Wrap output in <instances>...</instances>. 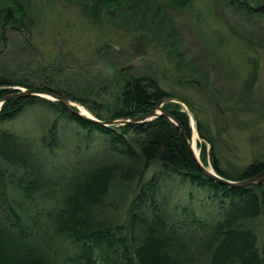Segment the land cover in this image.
<instances>
[{"label":"trees","instance_id":"trees-1","mask_svg":"<svg viewBox=\"0 0 264 264\" xmlns=\"http://www.w3.org/2000/svg\"><path fill=\"white\" fill-rule=\"evenodd\" d=\"M147 1L95 0L85 7L98 21L112 4L135 10ZM258 1L249 14L264 16V0ZM31 4L14 0L5 6L4 22L30 33ZM254 38L262 46L260 37ZM253 63L252 80L259 71L258 60ZM124 77V111L113 118L144 115L165 99L163 109L189 137L188 114L167 102L190 106L184 96L162 88L156 75ZM11 85L0 78V98L17 91ZM27 86L72 98L45 85ZM244 90L236 98L227 88L201 95L223 121L235 117L243 129L248 121L241 124V117L250 118L252 109L254 123L264 116L263 99L253 96L252 85ZM34 106L53 115L39 136L6 126ZM60 126L64 136L57 132ZM197 130L210 146V163L219 176L236 181L264 169V153L239 167L222 163L214 140L199 123ZM0 264H264V182L234 187L206 177L168 117L106 127L57 100L10 98L0 108Z\"/></svg>","mask_w":264,"mask_h":264},{"label":"rangeland","instance_id":"rangeland-1","mask_svg":"<svg viewBox=\"0 0 264 264\" xmlns=\"http://www.w3.org/2000/svg\"><path fill=\"white\" fill-rule=\"evenodd\" d=\"M13 1L0 0V78L13 81L9 87L60 90L72 97L71 107L80 111L79 104L92 117L96 112L108 121L124 111V76L156 75L162 88L190 103L167 100L188 114L187 138L203 166L216 173L198 123L214 140V153L222 163L228 160L239 167L264 153V116L254 123L252 109L250 118L241 117V124L248 123L240 129L235 117L226 123L201 95L204 90L227 88V95L236 98L248 84L253 96L264 101V16L251 12L260 1L232 5L227 0H148L135 10L112 4L97 21L90 12L95 0H32L30 33L22 25L4 22L5 6ZM256 60L259 71L252 80ZM52 120L50 111L34 106L6 126L36 137ZM60 128L57 132L64 136ZM203 147L206 162L201 159ZM124 215L120 213L121 223Z\"/></svg>","mask_w":264,"mask_h":264},{"label":"water","instance_id":"water-1","mask_svg":"<svg viewBox=\"0 0 264 264\" xmlns=\"http://www.w3.org/2000/svg\"><path fill=\"white\" fill-rule=\"evenodd\" d=\"M17 91L13 92L11 94H8L6 96H3L2 98H0V106L2 105V103L10 98H21V97H28V96H39L48 100H57L59 102H61L65 107H67L70 111H72L73 113L77 114L79 117L99 124L101 126H106V125H121V124H125V123H136V122H144V121H150L155 117L158 116H164V117H168V119H170V121H172L175 125H177L182 133V136L185 140V143L188 147V150L193 158V160L195 161V163L197 164V166L199 167L200 171L208 178L210 179H214L222 184L228 185V186H234V187H238V186H248L251 184H260L264 182V169L258 173L257 175L247 178V179H241V180H230V179H226L224 177L219 176L218 174H216L214 171L208 169L207 167L203 166V164L198 160L197 156L193 153L191 146H190V141L187 138L183 128L177 123L176 119L172 116L171 113H169L168 111L164 110L162 108V104L165 103V99H160L158 102L155 103L153 109H151L149 112H147L144 115H140V116H128V117H120L118 119H110V120H100L98 118L92 117L90 114L86 115L84 113H82L81 111L74 109L73 107L70 106V102L67 98L58 95L56 93H53L51 91L48 90H44V89H34V88H25L22 89L21 87H16L15 88ZM76 108H78V106L76 105Z\"/></svg>","mask_w":264,"mask_h":264},{"label":"bare ground","instance_id":"bare-ground-1","mask_svg":"<svg viewBox=\"0 0 264 264\" xmlns=\"http://www.w3.org/2000/svg\"><path fill=\"white\" fill-rule=\"evenodd\" d=\"M46 90V89H45ZM185 101V100H184ZM184 105V104H183ZM78 106H79V109H80V111L82 112V113H85V114H87V115H89V113H88V111H86L83 107H81L79 104H78ZM164 107V106H163ZM193 137H195L196 138V134L194 133V136ZM192 149L194 150V146H193V144H192ZM217 172V171H216Z\"/></svg>","mask_w":264,"mask_h":264}]
</instances>
